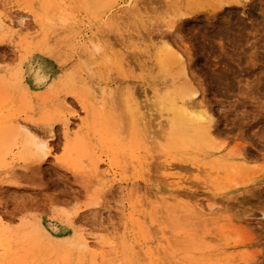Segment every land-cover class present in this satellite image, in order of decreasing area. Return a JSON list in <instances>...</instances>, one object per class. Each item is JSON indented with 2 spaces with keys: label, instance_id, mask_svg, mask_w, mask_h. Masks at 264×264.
Returning <instances> with one entry per match:
<instances>
[{
  "label": "rangeland",
  "instance_id": "374dc122",
  "mask_svg": "<svg viewBox=\"0 0 264 264\" xmlns=\"http://www.w3.org/2000/svg\"><path fill=\"white\" fill-rule=\"evenodd\" d=\"M118 1L112 9H101L98 2L94 3L90 6L91 13H87L82 6L83 0H66L67 6L72 8V15L77 14L76 19L83 18L78 23L70 20L72 37L67 40V44L56 42V35H66L67 28L54 18L57 17L55 12H50L49 21L53 32L57 34H49L45 39L46 43L40 44L36 41L40 38L41 31L28 12L18 10L14 2L7 5L9 10H5L6 12L0 10L1 13H7L6 18L16 23L15 27L21 26L18 32L0 31V120L5 122L0 127L7 128L11 119L27 117L29 133L35 136L47 135L50 147L49 156L43 160L36 159L34 155H23L19 145H14L3 153L0 151V218L7 230L14 233L8 237L10 243H14L11 256L19 260L16 264H25V261L26 264H50L53 260L57 264H74V261L75 264H92L90 255L79 253L69 246L68 242L77 233L98 236L106 241L114 236L120 237L125 232L128 237H134L138 241L141 239L145 243L159 235L162 227L164 235L171 239L170 242L177 243L158 254L162 264H215L225 254L240 259L236 260V264H245L243 258L249 259L254 254L257 260L254 261L253 258L251 262L250 259L249 264H264V0H248L245 6H234L231 2L233 5H229L233 7L223 5L213 12L214 18L209 15L210 12L207 14V9L217 6L219 0ZM118 8L127 11L116 13ZM188 9L195 11V14L179 16L178 12ZM117 14L126 19L125 24L122 18L119 19L122 22L120 29L109 23V19ZM225 15L227 20H224ZM209 20L211 23H208ZM223 21H228V26L224 27L226 24H222L220 28ZM170 23L173 26L168 30L166 26ZM217 29L221 36L224 31L228 35H223L221 40H213L209 36L213 32L219 33ZM81 34L91 35L100 44V52L82 51L76 39ZM18 35L28 41L25 48L18 46ZM207 35L209 39H206ZM164 41L181 53L186 51L183 57L188 68H185L191 71L185 70V73H189H186L187 78L192 79L190 81H193V86L197 89L195 101H200L212 116L210 130L213 131V146L200 148L196 145V137L190 136L187 138L192 142L186 148H170V144L166 145L162 134L156 130L159 129L158 126L153 127L156 132L153 130L154 133H151L152 136L150 134L149 143L146 144L153 158L150 160V169L144 171L146 174H142L140 178V171L138 173L133 168L130 157V131H127L129 122L126 114L122 115L125 111L121 110L124 105L121 97L125 99L124 93L128 87L143 100V97L151 95L150 89L155 83L160 86L165 79L170 83L171 74L178 66L171 58L164 59V49L155 51L156 46L165 44ZM129 43L135 45L129 46ZM40 45H45L48 51H39L37 48ZM116 51L127 55L130 70L126 69L122 73L116 67L111 57V53ZM103 57L106 58L103 60ZM37 70L47 74L42 84L33 79ZM15 72L24 74L25 83L27 81L31 86L25 87L23 83L20 89L21 86L17 87L9 81V75ZM174 75L176 80L181 79L178 71ZM87 82L92 88L90 90H95L104 82H112L110 90L115 95H109L114 100L111 101L113 97L110 96H107V100L111 106L112 135L115 139L118 137L115 144L119 149L113 150L118 151L112 152L104 143L99 121L96 117H89L74 96L77 93L84 96V84L87 86ZM118 88L124 91L119 90L123 94L121 97L118 92L115 93ZM64 119H67L66 128L63 125ZM91 129H95L96 133ZM38 131L41 134L38 135ZM66 131L80 137L76 146L73 142L66 143ZM4 137L2 134L1 138ZM67 144L74 145L76 149L71 153L67 152ZM82 147L86 149L81 150ZM168 151L171 154L170 163L172 161L176 167L167 172L163 171L162 164L166 162ZM238 152L244 156L245 162L238 170L228 171L229 166L224 163L241 162L233 158ZM92 162L98 164L101 171L99 173L106 175L101 176L104 178L99 177L101 174L94 177L92 165L95 163ZM6 168L8 171L5 172ZM98 178L105 182L100 183ZM235 181L239 183L235 185ZM172 190L182 193L175 202L174 208H178L177 211L199 205L205 209L204 217L212 218L215 215V220L212 218L211 221L201 222L199 226H189L185 223L187 219L183 216L184 212L170 209L164 215L172 213L171 217L164 219L160 223L162 226L152 228L153 232L150 230L149 233L156 235L152 234L151 237L146 234L149 236L146 238L145 232L140 231L129 218L131 202L138 198L141 203H147L154 192L167 194ZM133 193L136 196L131 199ZM209 205L214 208L213 214H207ZM144 211L150 212L147 208ZM181 214L183 217L179 216ZM207 217L205 220H208ZM226 219L235 226L234 233L237 231L239 235L235 234L240 236H234L236 239L232 237L235 242L228 246L224 243V237L222 239L220 236L223 232L218 229ZM36 223L52 235L62 234L64 239L43 237L37 242L39 238L34 235ZM233 227L227 228L231 234ZM190 228L191 234H182ZM37 232L39 233L36 230L35 234ZM23 234L27 236L25 239ZM176 240L184 245H179ZM215 240L222 245L214 243ZM116 241L120 245L118 264L146 262L134 259L137 248L130 250L122 246L121 238ZM200 242L203 244L202 248ZM238 255L240 256L237 257ZM109 258L111 263L115 259L114 255ZM54 261L51 264H55Z\"/></svg>",
  "mask_w": 264,
  "mask_h": 264
},
{
  "label": "bare ground",
  "instance_id": "6f19581e",
  "mask_svg": "<svg viewBox=\"0 0 264 264\" xmlns=\"http://www.w3.org/2000/svg\"><path fill=\"white\" fill-rule=\"evenodd\" d=\"M11 2H14V5H15V7L18 10H25L26 12H28L31 15L32 19L35 21L36 25L38 26V28L41 31V36L36 41L37 43H40V44L46 43L45 39L49 36V34H52V33L54 35L57 34V33L53 32L54 30L50 26L51 25L50 21H49L50 12H55L57 14V17H54V16L53 17L55 19L60 20L61 23L64 26H66V28H67L66 29L67 30L66 35H62L61 34V35H56V37H55L56 38V42H60V43L62 42L63 44H67V42H68L67 40H70V38L72 37V35L70 34V27H69L70 26V22H71L70 20H73L72 22H74V23H78V22H82V19H83V18L76 19L77 14L76 15H72V8L70 6H67L66 0H0V10H4V11L5 10H9L7 5L9 3H11ZM83 2H84V5H82V6L84 7V11L87 12V13H91L92 10H91L90 6L93 5L94 3L98 2L99 3V8H101V9H112V8L115 7L116 3H118L119 1L118 0H83ZM231 2L234 4V6H235V4H241L242 6H245V5H247L248 0H231V1L230 0H219L217 6H215V7L213 6L210 9H207L208 10L207 14L210 12L211 14H209V15L212 16L213 12H215L219 8H222L223 5L227 6V5H229V3L232 4ZM211 4L212 3H210V6H212ZM207 5H209V1H208ZM230 7H233V6H230ZM89 10H90V12H88ZM126 11L127 10H125V9L118 8L115 12L116 13H119V12L123 13V12H126ZM205 11H206V9H205ZM1 12L2 11H0V31H2V32H14V31L18 32L20 30V28H21V26H19L20 23H19V25H16V26H19V27H15L16 23H14V22H12V20L6 18L7 13H1ZM193 12H195V11L188 9V10H185V11H182V12H178V13H179V16L186 17L187 15H189V16H190V14L192 15ZM194 14L195 13H193V15ZM230 14H233V12L232 13L230 12ZM197 16H198V14H197ZM205 16H206V14H205ZM181 17H178V19L181 18ZM120 18H122V16H120L119 14L113 15L109 19V23L114 28L120 29L119 25L122 23V22L119 21ZM213 18H211V20ZM224 18L222 17V20L223 19L227 20L226 15L224 16ZM122 19L124 20L125 17L123 16ZM125 20H124V24L126 23ZM84 21H85V19H84ZM172 23H174V22H172ZM206 23H207V21H206ZM208 23H211L210 20H209ZM226 23H229V22L228 21H223L220 24V28H222L221 27L222 24L224 25ZM170 25L166 26V28L168 27L167 28L168 30H170L172 28V26H173L171 23H170ZM227 26L228 25L226 24L224 27H227ZM137 27H138V25H137ZM22 28H25V26L22 27ZM212 28H214V27H212ZM216 28H219V27L216 26ZM84 29H85V27H84ZM230 29H233V27H231ZM217 30H219V29H217ZM224 32L222 33L224 36L228 35V34H226ZM213 33L214 34L213 35L211 34V36H209V37H212V39L213 38L214 39L219 38L221 40L223 35L221 36L220 30H219V33H218V31L217 32H213ZM147 34H149V33H147ZM132 36H134V35H132ZM141 36H142V34H141ZM205 36H204V38H205ZM128 37H131V35H128ZM76 39H77L78 44L81 46L82 51H84V52H91V51H93V52L95 51L96 52V51H99L100 52V46H99L100 44L98 42L96 43L92 39L91 35L87 36L86 34H84V35L81 34L79 36H76ZM133 39H135V38H133ZM138 39H140V37ZM206 39H209L208 35H207ZM18 40H19L18 41V46H20L22 48H25L27 46L28 41L26 39H24L23 37H21L20 35H18ZM234 40H236V39H234ZM237 42H239V41L237 40ZM163 43H165V41ZM136 44H138V43H136ZM128 45L131 46V45H135V44L134 43H129ZM37 49L39 51H41V52H47L48 51V48L45 45H40ZM159 49H161V50L164 49V51H165L163 53L164 54L163 55L164 59L171 58L173 63L178 66V68L174 72L172 71L173 73L171 74L172 78H170L171 79L170 83H169V81L167 82L166 79H165L166 82L163 80L164 84H162V85L160 84V86H159V84L156 85L157 83H155L154 86L150 89L151 95H150V93H148L150 95L149 97H146V96L143 97L144 94L142 95V97L144 98L143 100H140L139 96H137V93L133 92L134 90L131 91L130 88H128V87L126 88V90L124 89L125 90V93H124V91H122L121 88H123L125 86H121L120 89L118 88V89H116L117 91H115V93L116 92L119 93V96L123 95V94H120L121 92L119 90H121L124 94H126L125 99H123L120 96L122 101L124 100V103L122 101H120V102H122L124 104V105H122V107L123 106L124 107L123 108L121 106L120 107H121V110L124 109L123 111H125V112H122L123 113L122 115L124 116V114H126V118H128L129 126H128L127 131H130L129 147L128 148L131 147L132 154L130 153L131 154L130 157L132 159L131 161H132V164H133V168H135V170L137 169L138 173L140 171V173H139L140 176L136 174L137 177L139 176L140 178L142 177V174H144V171H146L149 168V166L151 165L150 164L151 161H152L151 159L153 158L152 155L149 154V149H148V147L146 145V144L149 143L148 142V139H150L149 137H151L152 134L154 133L153 130H155V128L153 129V127L158 126L159 129H156V130L159 131L158 133L162 134L163 139H165L166 145L170 144V146H169L170 148L174 147V146L175 147L178 146V148L185 147L186 145L189 144V142L191 144V142H192L191 139L187 138V137H190V136H195L196 137V145L199 146L200 148L213 146V142H212V135H213L212 132L213 131L211 132V130H210V128H212L211 127L212 126V124H211V120H212L211 117L212 116L207 111V109L202 105V103L200 101L199 102L195 101V97L197 95V89L193 86V83H192L193 81H190L192 79H190V78L188 79L187 78V76H188L187 74H189V73H187V72H186L187 74L185 73V70H188V69L185 68V66L187 68H188V66L186 65V63H187L186 59L184 60L183 53H184V55H186V51L185 52L183 51V53H181L180 51L175 50L174 48H172V46H170L168 43L167 44L165 43V44H163V46H160V47L159 46L155 47V51H158ZM126 56L127 55L126 54L124 55V53H122L121 51H116V52L111 53L112 60L116 64V67L119 69V71L122 72V73H124L126 71V69L130 70V68H131L130 64L126 60ZM188 56H190V55H187V57ZM106 57H103L102 59L104 60ZM164 59H163V61H164ZM187 59L189 60V58H187ZM163 61H161V62L159 61V62L162 63ZM155 66H156V64H155ZM176 71H178L179 76H181V79L176 80L174 78V76H175L174 74L176 73ZM188 71H191V70L189 69ZM34 76H35V78H33L34 81L36 80V83H41V82H43L46 79L47 74H45L44 72H39L37 70L35 72ZM192 76H193V74H192ZM24 77H25L24 74H21L19 72H15V73H12V74L9 75L8 80L13 82V84L15 86H17V87L21 86L20 89H22L23 83H24L23 86H25V87L31 86L27 81L25 83ZM89 77H92V76H89ZM111 83L104 82L103 84L98 85V87L95 88V90H90L92 88H91V86H88V84H89L88 82H87V86H86V83L85 84L83 83L84 84V91H85L84 96L82 97L78 93H77V95L74 94V96L76 97L77 101L79 102V104L82 107V109L84 110V112L89 117H94V118L96 117L97 118V120L99 121V126H101L99 130L103 132L101 139L104 141L105 144H107L108 147H110L112 149L111 150L112 152L113 151L115 152V151H118V150H113V149H115V148L119 149V146L117 147L116 144H115V141L118 139V137L116 136L117 132H116V135H115L117 137L116 139L112 135V133H113L112 131L113 130L111 129V117H110V111H109L111 109L109 108L110 104H109V102L107 100V96H110L109 94L115 95L114 93H111L113 91V90L112 91L110 90L111 89V85H110ZM144 92H146V91H144ZM148 94L145 93V95H147V96H148ZM142 97H141V99H142ZM64 98H65V96H64ZM113 100H114V97H113V99L111 101H113ZM148 101H150V102H148ZM60 103H61V101H60ZM64 103H66V102H64ZM112 103H114V102H112ZM149 104H150V106H148ZM0 106H1V104H0ZM113 107H114V109H116L114 105H113ZM26 118L24 117L23 119H19V118L11 119V122L7 126V128H5L4 126L0 127V135H1L0 136V151H2V153H3L6 149H8V148H10V147H12L14 145H19L21 147L20 151L22 152L23 155L29 154V156L30 155L36 156L37 157L36 159H40V160L46 159L49 156V150H50L49 143H48V140H49L48 136L47 135L35 136V135L30 134L29 133V125H28V122H27ZM154 120H156L157 122H154ZM91 123L93 125L92 120H91ZM0 124L3 125V124H5V122L0 120ZM63 125H64V128H66L67 119L63 120ZM91 127H93V126H91ZM95 129L94 130L91 129V130L95 132L96 131ZM115 129H116V127H115ZM156 130H155V132H156ZM68 131L70 133V130H68ZM68 131L65 132V141H66V143L69 144L70 142H73L74 145L76 146V144H78L79 141H80V137H78V135L76 133H72V135H70L71 133L70 134L67 133ZM118 132L120 133V131H118ZM49 133H51L50 130H49ZM2 134H4V136H5L4 139L1 138ZM150 134H151V136H150ZM118 143H120V142H118ZM68 144L66 145L65 148H66L67 152L71 153V151H74L76 148H75L74 145H68ZM114 144H115V147H114ZM123 145H124V143H123ZM83 146H85V145H83ZM240 147H241V145H240ZM84 148L85 147H82L81 150H83ZM128 150L131 151L130 149H128ZM164 153H166V150H165ZM167 154H168V156L165 158L166 162L164 164H162V169H163V171H167L168 172V171L174 169L176 167V165H175V163L172 164V161L170 163V159H171L170 151H168ZM233 158L239 159L241 162L240 163L237 162L236 164L235 163H233V164L224 163L226 166H229L228 171H230V170H234V171L238 170L240 168V166L245 162L244 156H242L240 153L235 155V156H233ZM98 161H97V163L99 164ZM92 163H95V162H92ZM97 163L92 165L93 172L95 171V173H93L94 177H96V176L98 177L99 174H101V173H99V171H100L99 169L100 168L98 169L99 166H98ZM130 164H131V162H130ZM222 164H223V162H222ZM110 168H112V167H110ZM7 169L8 168L5 169V172L8 171ZM1 171H2V169H1ZM113 173H114V171H113ZM135 173H137V172H135ZM1 174L2 173H0V175ZM107 174H108V172H107ZM104 175L105 174H101L99 177L104 176ZM226 175H228V174H226ZM226 175L224 177L227 178ZM111 176H113V175H111ZM104 177H101V178H104ZM101 178H98L100 183L101 182L104 183L105 181L103 180L104 181L103 182ZM165 178L168 179L170 177H165ZM171 179H173V178H171ZM230 179H233V178H230ZM245 181H247V180H245ZM107 183H109V182H107ZM238 183H239L238 181H235V185L238 184ZM173 184L175 185L174 182H173ZM125 188H128V187L126 186ZM136 189H138V187ZM136 189L134 188L133 190H135L137 192ZM133 190H132V192H133ZM178 190H180V189H178ZM135 191H134V193L137 194ZM176 191L174 190V192H175L174 193L173 190H172V192H168L167 194L166 193L158 194V193H155V192L153 194L150 193L151 194L150 195L151 200L149 202H147V203H141V201H139L138 198L134 197V195H135L134 193L131 195V199L135 198L134 200L137 199V201H133L132 200L133 202H131L130 211H129V218L132 220V222L136 225V227L140 231H142L143 233L145 232L144 233L145 236H146V234H148V235L150 234V236L153 237L152 236L153 233H149L150 230L152 231V228H156V226L159 227V225H161L160 223L162 221L164 222V219H166L168 217H171L172 213H169V214L166 213V216H165L164 215L165 212L170 211V209H176V211H177L178 208H174L176 206L175 202H176V199L178 197L182 196V193H181V191L180 192H178V191L176 192ZM194 206H195V208L192 207V208H189V209H180V211H177V212H184L185 213V215L183 213L182 214L187 219V221H185V223L187 225H189V226L190 225L191 226H193V225L197 226L198 225L199 226V225H201V222L203 223V221H209V219L211 221L212 218H213V220H215L214 219L215 215L212 218H211V216H209V218L206 216L208 218V220H205L206 217H204L205 216L204 214H206V213L205 212L203 213V211L205 209L203 208L204 209L203 210L202 206L199 207V205L198 206L194 205ZM207 207H208V205H207ZM209 207H210L208 209L209 212L207 210V212H208L207 214H211L212 210H214V208H212L213 206L209 205ZM146 208L148 210H150L149 213H146L144 211V209H146ZM171 211H175V210H171ZM182 214L179 215V216H182ZM182 217L181 218L179 217V218L182 219ZM226 220L227 221L225 223H223L218 229H220L223 232V234H221L220 236H221L222 239L224 237V240H225L224 243L228 246V245H230V243H234L235 242V240H233V239H236V238H234V236L237 237V238L240 237V236H238L239 234H238L237 231H235V233H237L238 235H236L234 233V230L236 228H235V226L234 227L232 226L231 221L228 220V219H226ZM168 221H169V219H168ZM198 223H200V224H198ZM230 227H233V228H231V229H233V232L232 231L231 232H232V234L234 233L235 235H232L230 233L229 229H227V228H230ZM34 230L35 231L36 230L39 231V233L37 232L36 234H35V231H34V235L37 236V238H39L38 241L36 240L37 242H39L40 239H43V237H46L48 239L49 238H53V239H58V240H63L64 239V236L62 234H60V235H56V234L52 235V233L50 234L43 226H41L40 224L37 225V223H36V225L34 227ZM191 232H192V229L190 228L187 231L183 232L182 234L185 233L188 236L189 234H191ZM130 233H132V232H130ZM12 234H14V233H12V232L7 230L6 224L0 218V264H16V262L19 261L18 259L16 260V259H14L11 256V252H12V248H13V244L14 243L13 244L10 243L8 237L12 236ZM126 234L124 232V233H122V235L120 237H118V236L117 237H115V236L113 237L112 236L113 237L112 239L105 241L103 239L101 240V238L98 237V236H93V235L91 236V235H87L85 233L84 234L83 233L82 234L81 233L80 234L77 233L75 236H73V239H71L68 243L70 244L69 246L74 247L77 250V252H79V253H87L88 255H90L92 264H118V262H119L118 254L120 252V249H119L120 245H119V242L117 243L116 240H118L119 238H121L122 246H125L128 249H130V250L137 248L138 250L135 252V255L136 254L137 255L135 256L134 259H137L139 261L142 260L143 262L146 261V262H144L146 264H160L161 262H163V261L159 262L158 254L160 252L163 253L166 249L170 248V245L173 244V243L170 242L171 239L168 238L166 235H164L165 233H164V230L162 229V227H160V234L159 235L153 237L154 239L146 240L147 242L144 240L145 243H142L141 239H140V241H138L137 239H134V237L133 238L132 237H128ZM148 235L146 236V238L149 237ZM153 235H156V234L154 233ZM178 235H175V236L179 237ZM245 235L247 237L246 233H245ZM39 236H41V237H39ZM187 236H185V237H187ZM25 237H27V236L24 235L23 239H25ZM232 237H233V239H231ZM249 237H250V235L248 236V239L250 240ZM46 238H45V240H46ZM204 238H206V237H204ZM221 238L219 239L220 241L222 240ZM215 241L216 242H214V243H218V245L221 244L220 241L219 242L217 240H215ZM240 241H242V240H240ZM243 242H244V240L242 241V243ZM179 243H180V241H179ZM200 243H201L200 246L202 248L203 244H202V242H200ZM204 243H206V242H204ZM175 244H177V243H175ZM175 244H173V245H175ZM182 244H183V242H182ZM182 244L180 243L179 245H182ZM50 246H51V243H50ZM20 255H22V254H20ZM110 255H114V258H115L112 261V263L109 262V260H110L109 256ZM127 255L129 256V254H127ZM226 255L227 254H225L224 257L222 256L221 257L222 260H220L219 262H216L215 264H236V260L238 259V258L237 259L235 258L236 256L234 257V255H233L234 258H232V257H230L228 255L226 256ZM235 255H237V254H235ZM240 255H242V254H240ZM240 255H238L237 257H239ZM130 256H131V254H130ZM161 256L164 258V255H161ZM243 256H245V255H243ZM133 257H134V255L132 254V259H133ZM253 258H254V261L257 260V258L255 259L254 254L251 255V257H249V259L243 258V260L245 261V264H249L250 263L249 260L251 259V262H252ZM32 259L33 258L31 257V260ZM132 259H131V261H132ZM31 260H30V262H31ZM55 260H57V259H55ZM121 260H123L122 257H121ZM238 260H240V259H238ZM40 261H42V260H40ZM128 261H130V260L128 259ZM55 262L56 261H54V263ZM60 262H61V260H60ZM74 262L76 263V261H74ZM32 263H33V261H32ZM38 263L39 262H37V264ZM78 263L80 264V262H78ZM81 263H82V261H81ZM144 263H142V264H144ZM25 264H26V261H25ZM41 264H45V263H41ZM55 264H57V262Z\"/></svg>",
  "mask_w": 264,
  "mask_h": 264
},
{
  "label": "snow or ice",
  "instance_id": "6c2138e0",
  "mask_svg": "<svg viewBox=\"0 0 264 264\" xmlns=\"http://www.w3.org/2000/svg\"><path fill=\"white\" fill-rule=\"evenodd\" d=\"M37 134L39 135V134H41V133L38 131ZM45 134H46V133H45Z\"/></svg>",
  "mask_w": 264,
  "mask_h": 264
}]
</instances>
